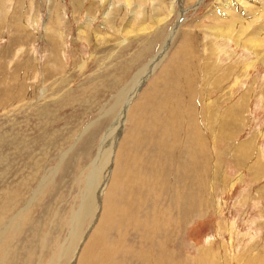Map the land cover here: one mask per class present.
I'll return each mask as SVG.
<instances>
[{
	"label": "rangeland",
	"instance_id": "obj_1",
	"mask_svg": "<svg viewBox=\"0 0 264 264\" xmlns=\"http://www.w3.org/2000/svg\"><path fill=\"white\" fill-rule=\"evenodd\" d=\"M97 226L112 264H264V0H0V264H70Z\"/></svg>",
	"mask_w": 264,
	"mask_h": 264
},
{
	"label": "bare ground",
	"instance_id": "obj_2",
	"mask_svg": "<svg viewBox=\"0 0 264 264\" xmlns=\"http://www.w3.org/2000/svg\"><path fill=\"white\" fill-rule=\"evenodd\" d=\"M169 39V38H168ZM169 45V42L167 41L165 43V45L163 46L162 50L155 55L150 61L149 63L142 68L141 70H139L134 77L132 78V83H131V88L129 89L130 91L127 93L128 94V98L126 101V104H128V102L130 101L131 98H133L136 95V91L137 89H139V87L146 81V79L148 78V76L153 73L154 70H156L157 66L160 64V62L162 61V59L164 58V56L166 55V50H167V46ZM21 50V49H20ZM12 52V51H11ZM165 52V53H164ZM3 53V52H2ZM144 118V117H143ZM147 123V122H146ZM175 124V123H174ZM141 125V124H140ZM136 126V125H135ZM134 126V127H135ZM143 126V125H142ZM146 126V125H145ZM144 126V127H145ZM176 126V124H175ZM148 127V126H147ZM146 127V129H147ZM120 128H121V121L119 120L118 124L115 123L105 134L104 137L102 139L101 142V146H100V152H99V156L98 158L94 161L93 165L95 164V173H94V181H92L90 183V187H88V195L86 197L85 203H84V214L87 216L89 215L91 218H93V221H95L97 219V217L101 214L102 210H103V199L104 196H106V200L109 201L110 204L115 203L114 201V184L111 186L109 185L108 187V182L109 180H117L118 181V176L117 174H113V172L115 170H113L112 172V167L114 164V156L116 151H117V147H116V140L118 139V137L120 136ZM149 128V127H148ZM169 130V129H168ZM142 131V130H141ZM170 131V130H169ZM143 133V132H142ZM148 133V132H147ZM140 134V133H139ZM169 134V133H167ZM136 137V136H135ZM163 137V136H162ZM134 138V136H133ZM144 138V136H143ZM132 139V138H131ZM139 139V138H138ZM150 139V138H149ZM167 139V138H165ZM170 139V138H169ZM115 143L112 147V151H111V155L109 153V149H110V145L114 142ZM136 140V139H135ZM173 140V139H172ZM130 141V138H129ZM133 141V140H132ZM131 141V142H132ZM134 142V141H133ZM138 143V141H136ZM142 142V140H141ZM140 142V143H141ZM151 142V141H150ZM149 142V143H150ZM144 143V142H143ZM154 143V142H153ZM162 143V142H161ZM170 143V141H169ZM146 144V143H145ZM167 144V143H166ZM165 144V145H166ZM163 145V144H162ZM161 145V146H162ZM163 145V146H165ZM120 146V145H119ZM167 146V145H166ZM182 146V145H181ZM179 146V147H181ZM139 147V146H138ZM137 147V148H138ZM143 147V146H142ZM178 147V146H177ZM166 148V147H165ZM123 149V148H122ZM139 149V148H138ZM137 149V151H138ZM144 149V148H143ZM141 148V150H143ZM155 149V148H154ZM169 149V148H168ZM156 150V149H155ZM154 150V151H155ZM180 150V149H179ZM135 151V150H134ZM134 151H132L134 153ZM123 152V151H122ZM128 152V151H127ZM157 152V151H156ZM162 152V151H161ZM169 152V150H168ZM171 152V151H170ZM179 152V151H178ZM177 152V153H178ZM184 152V151H183ZM119 153V152H118ZM125 153V151H124ZM158 153V152H157ZM175 153V152H174ZM140 154V152H139ZM145 154V153H144ZM169 154V153H168ZM122 155V154H121ZM124 155V154H123ZM122 155V156H123ZM148 156V155H146ZM156 156V155H155ZM170 156V155H169ZM150 157V156H149ZM120 158V157H119ZM132 158H133V154H132ZM163 158V157H162ZM125 159V158H124ZM159 160V159H158ZM157 160V161H158ZM117 161V160H115ZM121 161V160H120ZM131 161V159H130ZM155 161V160H154ZM166 162V161H165ZM119 163V162H118ZM182 164V163H181ZM117 165V164H116ZM133 165V164H131ZM139 165V164H138ZM159 165V164H158ZM129 166V165H128ZM141 166V165H140ZM143 166V165H142ZM145 166V165H144ZM172 166V165H171ZM139 167V166H138ZM137 167V168H138ZM162 167V166H160ZM132 168V167H131ZM141 167H139L140 169ZM146 168V167H145ZM149 169H151V167H147ZM116 169V168H115ZM138 169V170H139ZM167 170V169H166ZM165 170V171H166ZM128 171V170H126ZM140 171V170H139ZM129 172V171H128ZM132 172V171H131ZM137 173V172H135ZM170 173V172H169ZM129 174V173H127ZM125 174V175H127ZM138 174V173H137ZM157 174V173H156ZM159 174V173H158ZM181 174V171H180ZM128 177L131 175H127ZM126 176V177H127ZM166 176H168L166 174ZM170 176V175H169ZM92 177V176H91ZM93 178V177H92ZM112 178V179H111ZM162 178V177H161ZM164 179V177H163ZM120 180V179H119ZM116 181V182H117ZM126 181V180H125ZM115 182V181H114ZM123 182V180H122ZM138 182V181H135ZM112 183V182H111ZM126 183V182H125ZM117 184V183H116ZM165 185V184H164ZM142 186V185H141ZM166 186V185H165ZM171 186V185H170ZM108 187V189H107ZM167 187V186H166ZM136 188V187H135ZM106 189L108 190V192H106ZM161 189V188H160ZM165 189V188H164ZM163 189V190H164ZM171 189V188H170ZM162 190V189H161ZM169 191V189H168ZM168 193V192H167ZM167 195V194H166ZM132 196V195H131ZM140 196V195H139ZM187 195H185L186 197ZM113 198V200H112ZM125 198V197H124ZM172 198V197H171ZM126 199V198H125ZM125 201V200H124ZM133 201V200H132ZM131 201V202H132ZM124 203V202H123ZM146 203V202H145ZM150 203V202H149ZM124 206V205H123ZM147 206V205H146ZM136 210V209H134ZM134 213V212H133ZM125 214V213H123ZM130 216V215H128ZM116 217V215H113V219ZM79 222V221H78ZM83 224V223H82ZM94 223H92L93 225ZM91 225V226H92ZM76 226V225H75ZM124 230V229H123ZM99 232H100V226H97L95 231L91 234V237L87 240V243L84 245L83 249H82V257H81V253L80 255H76V256H71V262L70 264H89L86 256H88L90 259H93V257L90 255L92 252H94L95 255V264H102L99 263V259L103 256H106V261L107 264H112L113 258L115 257L114 253V248H103L101 246H106L107 242L104 238H102L101 236H99ZM154 232V231H153ZM78 234V232H77ZM83 235V234H82ZM122 236V234H121ZM87 237V236H86ZM74 242V241H73ZM93 244H98V245H93ZM126 244V243H125ZM72 246V245H71ZM119 247V246H118ZM125 247V246H124ZM119 249V248H118ZM167 251V249H166ZM167 253V252H166ZM120 254V253H119ZM121 255V254H120ZM119 256V255H118ZM117 259V258H116ZM161 260V259H160ZM169 263V262H168ZM121 264V262H120ZM173 264V263H172Z\"/></svg>",
	"mask_w": 264,
	"mask_h": 264
}]
</instances>
